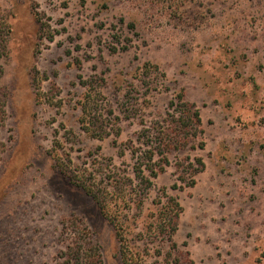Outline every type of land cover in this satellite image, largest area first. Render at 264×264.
I'll return each instance as SVG.
<instances>
[{
  "label": "rangeland",
  "instance_id": "obj_1",
  "mask_svg": "<svg viewBox=\"0 0 264 264\" xmlns=\"http://www.w3.org/2000/svg\"><path fill=\"white\" fill-rule=\"evenodd\" d=\"M180 94L204 149L170 156L129 212L152 221L175 197V246L130 239L145 264H264V0H0V264H62L77 247L121 264L110 223L56 163L133 179L121 149ZM84 108L108 136L83 130ZM187 157L205 168L174 189Z\"/></svg>",
  "mask_w": 264,
  "mask_h": 264
},
{
  "label": "trees",
  "instance_id": "obj_2",
  "mask_svg": "<svg viewBox=\"0 0 264 264\" xmlns=\"http://www.w3.org/2000/svg\"><path fill=\"white\" fill-rule=\"evenodd\" d=\"M152 70H158V67L149 63L144 65L145 76ZM1 106L0 104V123L4 121L5 114ZM89 111L83 109L84 115L90 118L89 122L84 121L83 130L97 138H102L103 134L108 136L105 128L109 126L101 125L100 127L97 117L91 116V108ZM202 125L201 115L196 105L186 102L184 96L180 94L170 101L163 119L143 127L136 135V140H130L121 149L120 156L130 152L132 159L135 160L132 167L133 179L121 177L120 174L112 171L105 175L99 167H91L86 172L88 179L82 181L69 167L56 163L57 168L73 185L84 190L97 203L102 215L110 223L118 244L121 264H145V255L135 249V243L130 239L131 235L135 237L136 242L159 237L175 246L173 239L178 231V222L182 213V206L175 197H170L165 190L163 191L165 199L163 201L159 199L158 211L155 213L154 220L151 218L152 221L143 216L131 217L129 212L134 207L140 211L143 210L144 198L153 188V180L164 173L165 168L170 165V156L183 153L185 150L204 149V143H198L199 138L204 134ZM115 130L119 136L121 129L117 127ZM3 148L4 146L0 143V155ZM186 160L188 167L180 166L182 174L178 181L181 186L176 184L174 189L194 187L195 177L205 168L201 157H187ZM99 172L105 175L103 178L105 185L102 188L94 187L93 183H89L90 179H95ZM134 182L137 184L132 187ZM62 257L64 258L62 264H101L102 262L98 251L84 253L78 247L70 248Z\"/></svg>",
  "mask_w": 264,
  "mask_h": 264
}]
</instances>
